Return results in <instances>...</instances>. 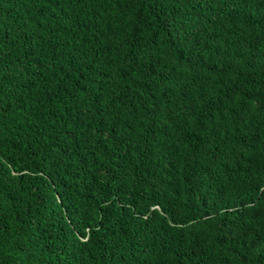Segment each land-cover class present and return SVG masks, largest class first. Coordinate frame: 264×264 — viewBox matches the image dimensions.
<instances>
[{"label":"trees","instance_id":"1","mask_svg":"<svg viewBox=\"0 0 264 264\" xmlns=\"http://www.w3.org/2000/svg\"><path fill=\"white\" fill-rule=\"evenodd\" d=\"M0 264H264V0H0Z\"/></svg>","mask_w":264,"mask_h":264}]
</instances>
